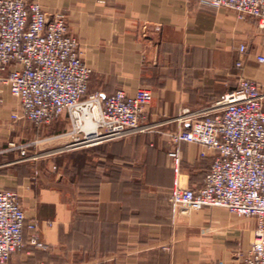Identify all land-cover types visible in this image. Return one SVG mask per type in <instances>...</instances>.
Returning <instances> with one entry per match:
<instances>
[{"label":"crops","instance_id":"0c3cea01","mask_svg":"<svg viewBox=\"0 0 264 264\" xmlns=\"http://www.w3.org/2000/svg\"><path fill=\"white\" fill-rule=\"evenodd\" d=\"M36 1L47 21L64 16L90 69L88 94L151 91L144 122L153 130L91 147L78 154L82 162L70 159L75 169L87 164L92 171L82 180H67L51 161L19 150L0 154V189L18 195L25 223L36 225L44 246L30 245L25 228L24 246L7 264H243L254 220L219 208L182 211L171 205L174 177L182 187L198 189L214 153L201 157L199 146L174 144L169 135L188 128L177 120L183 112L212 106L240 79L264 89V64L256 60L264 46L255 20L208 0ZM2 100L5 148L31 131L25 121L11 120L18 103L7 89ZM67 122L60 116L48 125L49 138L64 143ZM171 151L179 159L176 174Z\"/></svg>","mask_w":264,"mask_h":264},{"label":"built area","instance_id":"2783aa9c","mask_svg":"<svg viewBox=\"0 0 264 264\" xmlns=\"http://www.w3.org/2000/svg\"><path fill=\"white\" fill-rule=\"evenodd\" d=\"M208 3L233 10L239 18L254 19L264 46V0ZM239 52H244L243 45ZM256 60L264 64V55ZM89 78L90 69L78 54L77 40L68 32L63 15L47 21L36 0H0V107L7 89L18 103L10 116L13 122L45 126L66 116L69 127L64 135L72 138L67 149L91 148L153 130L144 122L153 99L149 89L139 87L132 95L123 89L109 96L88 94ZM177 120L189 126L171 133V142L199 146L201 157L210 151L214 155L198 189L184 188L174 177L171 205L182 211L219 208L254 220L243 264H264V89L240 79L235 90L212 106L183 112ZM28 147L8 142L0 154ZM168 155L176 174L178 156L174 151ZM25 228L31 232L29 244L43 248L36 225L25 223L18 195L0 189V264L23 248Z\"/></svg>","mask_w":264,"mask_h":264},{"label":"rangeland","instance_id":"374dc122","mask_svg":"<svg viewBox=\"0 0 264 264\" xmlns=\"http://www.w3.org/2000/svg\"><path fill=\"white\" fill-rule=\"evenodd\" d=\"M26 123L30 125L31 134L24 137V139L21 138L20 140L16 141L19 144L29 145L28 148L22 151L24 152V154L22 155H27L30 158L36 160L42 159L51 161L50 164L54 167L56 173L64 175L67 180L73 177L76 180H82L83 178L87 179L92 175V171H88L89 169L87 167V164L84 165L85 167L82 168V170H77V168L75 169L74 167H72V162L70 160V158L73 157V153L86 154L91 148H78L76 150L67 149L66 146L70 144L68 141L71 137L67 138L64 143H59L58 141H54L53 139L49 138L50 136H52L50 135V124L49 126H35L28 122Z\"/></svg>","mask_w":264,"mask_h":264},{"label":"trees","instance_id":"16d2710c","mask_svg":"<svg viewBox=\"0 0 264 264\" xmlns=\"http://www.w3.org/2000/svg\"><path fill=\"white\" fill-rule=\"evenodd\" d=\"M73 156V155H72ZM72 158H75V160H76V162H82V159L84 158V155L82 154V155H76V156H73V157H71L70 159H72ZM84 160V159H83Z\"/></svg>","mask_w":264,"mask_h":264},{"label":"bare ground","instance_id":"6f19581e","mask_svg":"<svg viewBox=\"0 0 264 264\" xmlns=\"http://www.w3.org/2000/svg\"><path fill=\"white\" fill-rule=\"evenodd\" d=\"M90 129V128H89Z\"/></svg>","mask_w":264,"mask_h":264}]
</instances>
